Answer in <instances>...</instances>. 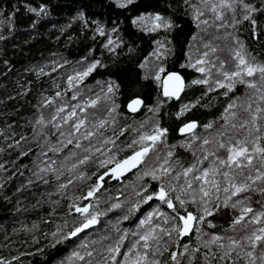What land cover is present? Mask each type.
Masks as SVG:
<instances>
[{
  "label": "snow or ice",
  "instance_id": "snow-or-ice-1",
  "mask_svg": "<svg viewBox=\"0 0 264 264\" xmlns=\"http://www.w3.org/2000/svg\"><path fill=\"white\" fill-rule=\"evenodd\" d=\"M88 5L101 11L90 15L82 5L73 22L94 46L75 62L53 53L56 60L25 70L39 80L68 65L66 87L54 81L52 95L41 91L23 123L0 111V202L13 204L16 196L15 211H27L19 205L29 192L39 196L33 209L48 206L38 223L14 230L30 234L34 250L0 254V264H23L22 257L46 249L66 253L56 264H264V51L243 38L245 31L251 40L264 36V0ZM25 7L49 15L46 3ZM137 35L150 51L135 62L132 79L133 68L120 64L137 54ZM101 69L107 77L89 86ZM141 81L155 85L151 104L130 91L143 88ZM21 87L16 96L23 99L31 88ZM214 100L220 108L211 119H181L215 107ZM173 101L180 105L174 130L162 123ZM17 175L25 180L9 195L6 185ZM111 181L131 191L113 196ZM219 216L229 217L227 227L215 222ZM125 222L132 227H121ZM4 241L0 248L12 243L7 232Z\"/></svg>",
  "mask_w": 264,
  "mask_h": 264
},
{
  "label": "trees",
  "instance_id": "trees-1",
  "mask_svg": "<svg viewBox=\"0 0 264 264\" xmlns=\"http://www.w3.org/2000/svg\"><path fill=\"white\" fill-rule=\"evenodd\" d=\"M42 3L48 5L49 15L37 17L33 13H29L26 10L25 5L30 4L33 7H37ZM84 5L89 14H98L101 9L97 6H89L88 0H0V11L4 13L0 16V35L6 37L5 40L0 41V99L5 100V105L0 106V111L5 113H13L14 116H5L4 119H19L21 123L23 120L29 119L33 111L32 104L36 103L35 97L38 94L47 89L48 95H52L55 92V88L52 86L54 81L60 82L62 87H66L64 84V76L72 71V68L68 65L64 69H59L58 72H53L52 76H43L39 80L26 69L43 65L46 62L57 59V56L51 55L53 53L63 54L68 60L75 62L81 56L85 55L90 46H94L93 42L81 35V26L78 23L73 22L77 10ZM18 9V10H17ZM14 13V14H13ZM71 24V27H67ZM131 30V29H130ZM187 31L184 34L178 36V41L183 42ZM71 37V38H70ZM243 38L246 42L258 51H264V36L260 37L259 41L251 40L247 31L244 32ZM136 43L139 45L138 52L135 56L129 58L122 57L120 66L122 68H133L132 79H135V62L147 55L150 51V44L148 39L141 38L139 35L135 37ZM179 47V43H178ZM102 49L97 48L96 57L100 56ZM182 59V56L179 57ZM7 60L8 64L5 65L4 61ZM105 62L111 63L107 59V54L104 57ZM50 71V67L46 69ZM108 71L101 69L94 73L86 80L89 86L95 85L96 80H102L106 78ZM191 73L189 72V77ZM31 81L29 84L28 82ZM143 88L137 85L135 88L130 89L133 92H141L147 99L148 103H152V98L158 93L155 90V85L148 81H141ZM21 85H26L31 88L29 95L25 98L16 96V93L23 92L24 88ZM199 88L193 91H189L188 98H194V95H199ZM70 95V94H69ZM214 95V94H213ZM8 96H16L14 100H8ZM125 97H121V103L123 105ZM215 107L208 109H194L186 117L181 119H199L200 121H206L216 115L220 108V103L217 101L212 102ZM179 102L173 101L171 104L166 105L162 110V123L170 129H175L180 121L176 120L174 113L179 107ZM18 109V111H16ZM167 112L168 115H163ZM149 115H151L149 113ZM138 119L140 117H137ZM173 142L179 137L175 131L170 133ZM23 163H29L28 158L23 160ZM27 176V173H25ZM25 177L17 175L13 180L6 185V189L9 195H12L16 187H18ZM136 181V177L131 173L125 177V182L131 185ZM109 193L113 196L117 195V189H123L125 193H129L131 188H124V185L117 181H111L106 185ZM79 194V193H77ZM20 196L21 194H17ZM39 198L38 195L25 192L21 196L22 209L27 211L16 212L15 200L16 196H13V204L7 202H0V242L4 241V233L7 232L9 239L12 243L7 248H0V254L5 256L15 255L17 249L21 251H32L33 248L29 247L30 234L24 231H14L21 228V225L31 226L33 223H38L42 217L47 216L48 206L39 207L33 209L32 205L36 203ZM123 199V197H121ZM133 199H135L133 197ZM62 203H66L62 201ZM158 203V202H156ZM148 206H143V211H147ZM111 215V214H110ZM140 215V213H137ZM228 216H219L215 221L218 225L227 227ZM121 227H132L131 224L125 222ZM45 230H47L45 228ZM66 253H57L56 250L46 249L45 254H38L37 256H24L22 257L23 264H56V262L63 257Z\"/></svg>",
  "mask_w": 264,
  "mask_h": 264
},
{
  "label": "water",
  "instance_id": "water-1",
  "mask_svg": "<svg viewBox=\"0 0 264 264\" xmlns=\"http://www.w3.org/2000/svg\"><path fill=\"white\" fill-rule=\"evenodd\" d=\"M130 174V173H129Z\"/></svg>",
  "mask_w": 264,
  "mask_h": 264
}]
</instances>
